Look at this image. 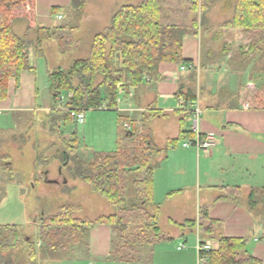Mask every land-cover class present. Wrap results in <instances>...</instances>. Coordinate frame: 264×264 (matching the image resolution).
Instances as JSON below:
<instances>
[{"label":"trees","instance_id":"trees-1","mask_svg":"<svg viewBox=\"0 0 264 264\" xmlns=\"http://www.w3.org/2000/svg\"><path fill=\"white\" fill-rule=\"evenodd\" d=\"M222 2L232 5L233 14L219 25L217 36L230 28L239 29L248 40L240 46L241 55L264 57V0H143L124 4L113 13L110 26L95 35L87 57L75 59L68 68L49 71L54 102L60 101L63 92L72 93L63 103L68 109L60 107L50 112L48 122L52 130L58 134L61 122L74 120L69 109H116L122 92L129 94L147 80L161 78L162 62H186L185 36L208 30L209 13ZM35 5L36 0H0V104L8 97L10 79L19 84L21 73L32 69L29 55L32 44L38 56L45 55L44 44L50 40H57L63 50L68 49L85 0H72L69 10L76 12L75 23L55 27L35 26ZM31 7L33 17L27 15ZM61 9L56 6L53 12ZM24 20L30 28H36L35 41L15 31L14 24ZM185 100L187 104L194 102L195 92L187 91ZM159 113H144L140 120L119 114L116 150L98 153L90 162L79 157L75 141L61 152L69 174L103 195L117 207V213L83 219L75 215L74 206H65L61 212L42 220L41 239L45 247L53 251L65 247V238L87 245L92 227L106 223L117 234V238L113 235L110 259L140 262L143 260L135 249L137 244L151 246L169 239L158 224L161 204L154 200L157 168L154 159L178 140L192 139L195 135L182 130L178 139L160 147L149 128L151 117ZM248 207L257 217L264 218V187L251 191ZM200 219V230L220 241L217 251H201L200 256L206 259L202 264H264L248 251L246 238L218 233L222 222L211 219L207 209H200ZM6 231L8 236L4 237ZM17 236L16 225L0 224V246L4 250L14 244Z\"/></svg>","mask_w":264,"mask_h":264},{"label":"crops","instance_id":"crops-1","mask_svg":"<svg viewBox=\"0 0 264 264\" xmlns=\"http://www.w3.org/2000/svg\"><path fill=\"white\" fill-rule=\"evenodd\" d=\"M71 3V0H36L35 12L39 21L46 23L45 27H51L48 26L49 11L61 5L70 7ZM216 14L223 20L217 21L213 16ZM232 14V5L219 3L209 13L208 30L185 36L183 57L186 62H162L160 79L147 80L119 97L116 109L130 118L140 120L144 113L160 112L151 117L149 128L153 140L162 148L170 140L178 139L182 130L202 137L212 131L217 134L215 145L207 152L194 146L184 147L182 143L186 139H180L155 157L154 200L161 204V214L167 213L168 229L159 227L169 239L155 243L154 249L158 247V251L153 249V256L150 252L146 254L144 261L151 260L152 264H202L197 248L200 238L208 241L213 251L220 248L217 236L200 230V209H207L211 219L222 222L218 233L246 238L248 251L264 263V218L257 217L248 207L251 191L264 187V105L258 106L247 96L251 83L246 71L231 69L224 61L217 64L216 55L211 52L217 49V42L225 40V32L221 37L216 31ZM63 16V12H58V18ZM225 44L229 46L227 41ZM30 65L32 69L21 73L19 84L14 78L10 79L9 94L0 104V113L41 109L38 68L31 57ZM187 91L195 92L194 102L186 103ZM196 107L201 111L197 130ZM177 201H203V204L196 218L191 219L180 211ZM193 221L195 225L191 224ZM113 235L111 225L95 224L78 258L111 262ZM171 240L188 244L190 250L176 263L166 258L167 248L163 245Z\"/></svg>","mask_w":264,"mask_h":264},{"label":"rangeland","instance_id":"rangeland-1","mask_svg":"<svg viewBox=\"0 0 264 264\" xmlns=\"http://www.w3.org/2000/svg\"><path fill=\"white\" fill-rule=\"evenodd\" d=\"M142 1L85 0L83 11L78 14V17L80 16L78 28L71 36L68 49H61L57 40L46 41L45 56L40 57L36 56L34 44L29 47V55L38 68L41 109L32 112L1 111L0 113V224L18 227V236L14 244L7 250L0 246V264H89L90 262L92 264H152L151 260L148 262L144 260L149 252L153 256V249L157 244L150 248L136 245L135 249L143 256L142 263L117 260L103 263L78 258L83 254L84 243L79 244L65 238L66 246L53 251L45 247L41 239L43 218L61 212L65 206H74L75 215L83 219H96L101 215L117 213V207L109 203L103 195L92 191L86 182L74 179L69 174L61 152L67 149L68 144L72 145L75 141L79 157L85 162H90L98 153L116 150L119 114L123 113L108 108L85 109L84 123L76 119L67 123L61 122L58 134L55 133L48 122L49 114L52 109L63 107V101L69 98L54 102L50 90L49 71L59 67L68 68L75 59L87 57L95 35L104 32L110 26L113 13L124 4H138ZM68 7L61 5V12L64 13L62 18H58V13L52 12L51 9L48 26L75 23L78 19L76 12H70ZM27 15L34 16L32 7L27 11ZM213 16L217 21L223 20L219 14ZM45 24L39 21L36 14L35 26ZM14 29L31 41L37 38L36 28H30L27 20L14 24ZM227 30L223 32V35L226 34L225 40L217 42V49H211L212 55H216L219 65L224 61L231 69H244L251 83L247 96L258 106H263L264 57L259 54L241 55L240 46L247 44V38L239 29L228 32ZM224 41H227L229 46L224 45ZM62 95L66 98L67 92H63ZM201 194H204V191ZM177 203L184 215L195 219L203 201H177ZM159 226L162 230L168 229L166 212L160 215ZM3 236L7 237L8 232H4ZM114 237L117 238L115 232ZM74 243L77 244L73 245ZM178 243L179 241L171 240L163 244L167 248L166 258H171L170 262L176 263L181 256L190 251L188 244ZM181 244H185L186 248L178 249L177 245ZM161 247L159 256H161ZM154 250L157 252L158 247Z\"/></svg>","mask_w":264,"mask_h":264},{"label":"built area","instance_id":"built-area-1","mask_svg":"<svg viewBox=\"0 0 264 264\" xmlns=\"http://www.w3.org/2000/svg\"><path fill=\"white\" fill-rule=\"evenodd\" d=\"M69 96H72V93H67L66 98H64L63 95H61L59 97V100L60 99H67V98H69ZM64 102L65 101H63V103ZM62 108L64 109L66 107L63 106ZM69 110L71 111V114H72L74 119H76L80 123H84V121H85V110L84 109L71 108ZM194 113H195V116L197 117L196 123H195V130H197L198 129L197 120H198L199 115L201 113L200 108L196 107L194 109ZM216 138H217V134L212 131V132L206 133V135L203 137L198 134L192 139H186L185 141H183L182 145L184 147L194 146L199 150H203V151L207 152L215 145ZM185 247H186L185 244H181L178 246V249H183ZM197 248H198L199 254L201 253V251L212 250L211 244L208 241L202 240L201 238L198 239V247ZM205 260L206 259L204 257L200 256L201 262L202 261L204 262Z\"/></svg>","mask_w":264,"mask_h":264}]
</instances>
